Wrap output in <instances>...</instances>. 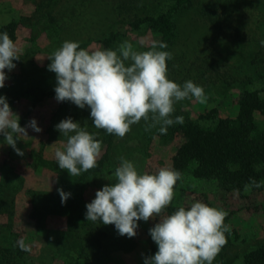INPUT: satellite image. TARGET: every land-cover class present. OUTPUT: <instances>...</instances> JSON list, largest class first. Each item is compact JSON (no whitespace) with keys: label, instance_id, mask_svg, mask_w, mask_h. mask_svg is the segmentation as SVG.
<instances>
[{"label":"rangeland","instance_id":"rangeland-1","mask_svg":"<svg viewBox=\"0 0 264 264\" xmlns=\"http://www.w3.org/2000/svg\"><path fill=\"white\" fill-rule=\"evenodd\" d=\"M173 3L0 0V29L5 28L3 33L16 45L19 58L13 61L14 69H5L7 79L0 96L19 116L20 127L34 119L41 129L37 133L29 127L28 137L15 136L22 156L0 135V210L6 212L0 214V245L11 247L23 239L30 251L17 245L22 256L18 264H144L157 251L149 229L161 217L137 221L133 238L120 236L114 225L97 222V228L107 234L104 237L89 234L92 221L85 218V205L96 191L116 182L114 171L120 157L131 161L140 174L168 168L176 138L160 137L155 134L160 125L149 128L151 120H141L124 138L113 137L105 167L99 170L97 164L80 177L69 175L55 159V151L63 150L67 141L56 125L70 117L96 134L101 141L100 156L106 151V133L94 128L87 107L56 101L55 74L47 69L48 57L65 41L78 42L89 51L117 50L126 41L136 51L150 50L160 36L143 21L165 13ZM173 27L168 79L181 86L192 81L206 97L205 103L191 97L177 102L174 113H190L196 119L215 110L222 119L234 118L239 94L259 87L253 72L264 68V0H188L174 12ZM255 117L262 119L259 114ZM57 189L70 193L64 204ZM174 191L172 205L188 208L203 201L197 194L179 188ZM228 204L235 212L226 225L233 234L225 254L231 264H245V253L264 246V186L255 197ZM53 257L61 262H53Z\"/></svg>","mask_w":264,"mask_h":264},{"label":"clouds","instance_id":"clouds-1","mask_svg":"<svg viewBox=\"0 0 264 264\" xmlns=\"http://www.w3.org/2000/svg\"><path fill=\"white\" fill-rule=\"evenodd\" d=\"M261 43L264 45V41ZM165 48V43L153 41L150 50L136 51L126 41L117 50L89 51L80 48L78 42L65 41L48 57L47 70L56 79L55 99L71 102L79 109L87 107L95 129L121 139L141 120L146 123L151 120L149 128L160 125L159 132L166 134L169 126L183 123L182 116L171 118L177 102L191 97L205 103L206 97L202 87L192 81L181 86L168 79L166 62L171 54L157 50ZM14 60H19L16 45L6 32L2 33L0 89L7 79L5 69L15 68ZM29 127L41 132L34 119L20 127L19 116L11 110L6 98L0 96V135L17 155L22 156L23 152L16 147L15 136L28 137ZM56 130L67 137L63 150L55 151L61 170L79 176L97 166L101 141L96 134L89 133L70 117L60 121ZM114 178L115 183L96 191L95 198L85 205L87 221L114 225L120 236L133 238L137 234V221L161 217L149 229L157 251L145 258L144 264H213L226 244L227 212L197 201L187 209L180 206L172 214L162 216L172 203L176 182L181 178L171 168L140 174L131 161L120 157ZM57 191L64 204L70 193ZM17 245L30 251L23 239Z\"/></svg>","mask_w":264,"mask_h":264},{"label":"trees","instance_id":"trees-1","mask_svg":"<svg viewBox=\"0 0 264 264\" xmlns=\"http://www.w3.org/2000/svg\"><path fill=\"white\" fill-rule=\"evenodd\" d=\"M186 4L188 0H174L165 13L143 21L147 22L154 33L159 34L160 42L167 45V48L159 50L170 53V43L174 35L173 15L179 7ZM4 30L5 28L0 29V33ZM166 63L168 69L170 59ZM253 73L259 87L239 94L238 113L234 118L222 119L215 110L196 119H192L190 113L173 112L172 119L182 116L183 123L169 126L166 134H161L159 130L154 132L169 140L176 138L168 167L181 174L175 189L197 194L203 198V203L227 212L225 225L235 212L228 201L255 197L264 186V68H257ZM255 114H259L262 119L258 121ZM113 137L114 135H103L107 146L97 161L99 170L110 159ZM178 207L180 206L170 204L164 212L170 215ZM4 213L6 212L0 210V214ZM8 218H11L10 215ZM91 223L89 234L107 236L97 228V222ZM231 234L233 233L225 232L226 244L215 257L213 264H231L230 258L225 254L227 247L231 245ZM20 257L21 251L17 245L12 244L6 248L0 245V264H18ZM243 259L245 264H264V246L245 253ZM52 261L61 262V259L53 257Z\"/></svg>","mask_w":264,"mask_h":264}]
</instances>
